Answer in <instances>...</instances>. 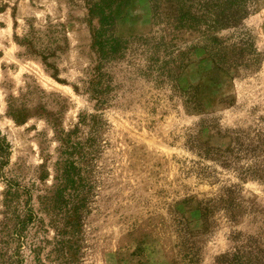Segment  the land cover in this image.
<instances>
[{
	"label": "rangeland",
	"instance_id": "rangeland-1",
	"mask_svg": "<svg viewBox=\"0 0 264 264\" xmlns=\"http://www.w3.org/2000/svg\"><path fill=\"white\" fill-rule=\"evenodd\" d=\"M90 1L99 0H0V138L9 146L0 171V201L1 179L12 177L29 188L28 203L36 210V197L52 184L59 145L46 115L58 110L57 126L68 131L79 113L94 112L86 97L72 89L92 54L90 29L95 21H89ZM114 1V31L120 38L163 37L175 48H183L201 36L198 31H160L163 25L151 21L149 0ZM252 9L238 32L250 35L262 57L253 73L217 71L208 61L195 60L194 54L174 84L156 79L155 74L142 77L114 71L121 87L117 100L102 110L107 126L92 163L93 196L77 235L78 264L179 263L182 223L194 235L198 264H213L238 233L264 238L260 224L264 178L240 180L230 170L196 156L188 140L194 136L224 154L242 136L257 133L264 138V0H257ZM48 24L63 26L68 48L55 59V76L37 58L25 55L15 40L28 25L43 30ZM234 33L224 30L218 35ZM26 85L35 88L26 107L42 106L46 114L31 111L18 123L6 113L7 101L9 96L18 98ZM229 186L236 188L241 203L237 222H228L217 209L211 226L202 232L196 202L217 199L220 190ZM249 205L255 207L253 212ZM38 216L39 224L26 227L22 264H64L49 256L54 231L48 217ZM15 247L12 242L10 248Z\"/></svg>",
	"mask_w": 264,
	"mask_h": 264
},
{
	"label": "trees",
	"instance_id": "trees-1",
	"mask_svg": "<svg viewBox=\"0 0 264 264\" xmlns=\"http://www.w3.org/2000/svg\"><path fill=\"white\" fill-rule=\"evenodd\" d=\"M256 1L149 0L151 21L155 25H163L160 31H198L201 34L200 38L183 48H175L163 37L120 38L115 35L111 9L115 1L89 2V21H95L90 29L92 54L72 89L86 97L94 112L79 113L77 122L68 131L57 126L58 110L46 115L50 116L47 120L59 145L55 148L52 164V184L43 195L36 197V210L28 203L31 196L29 188L12 177H2L0 264L23 263L21 250L22 245L27 244L26 227L39 224V214L48 217V226L54 231L49 256L64 264H78L81 253L77 235L93 196L92 163L100 153L101 134L107 126L102 110L117 100V91L121 87L114 79V71L136 73L142 77L155 74L156 79L174 84L181 71L192 63L189 56L194 54L195 60L208 61L217 71L253 73L259 68L262 57L250 35L238 31L243 19L253 11ZM201 24L204 26L202 30ZM224 30L236 33L219 36ZM15 40L25 55L37 58L45 71L56 75L55 59L68 49L62 25L48 24L43 30L28 25L22 36ZM24 89L18 98L9 96L6 106V113L18 123L25 121L31 111L37 115L46 114L42 106L37 109L26 107L35 94V88L26 85ZM54 104L61 109L57 102ZM188 140L189 150L196 156L230 170L240 180L244 177L264 178V138L260 134L238 138L234 148L224 154H219L194 136H189ZM7 148V143L0 138V171L7 162ZM234 189V186L222 188L217 199L196 202L202 232L211 226L210 218L217 209L224 213L228 222H237L241 203L235 197ZM252 206L248 208L253 212L255 207ZM260 224L264 225V221ZM193 236L182 223L177 244L179 263L176 264H198V247ZM231 240L233 245L216 256L213 264H264V238L261 235L238 233ZM12 242H16L13 249L10 248ZM36 261L39 263L38 259Z\"/></svg>",
	"mask_w": 264,
	"mask_h": 264
}]
</instances>
